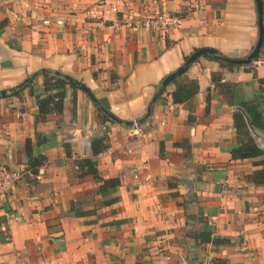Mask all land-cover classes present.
<instances>
[{"label":"crops","instance_id":"1","mask_svg":"<svg viewBox=\"0 0 264 264\" xmlns=\"http://www.w3.org/2000/svg\"><path fill=\"white\" fill-rule=\"evenodd\" d=\"M163 12L179 17L165 32L121 19ZM256 39L254 0H0V91L57 70L132 120L194 49L241 58ZM213 73L236 85L237 101L260 96L264 46L253 68L198 57L185 71L198 81L195 96L178 104L158 96L136 124L139 135L134 125L103 122L80 89L67 87L61 113L42 121L28 88L0 96V164L21 174L0 202V264H264V187L247 179L255 159L232 154L237 105L217 93ZM33 87L42 89V75ZM105 132L109 147L94 158L118 185L99 191L74 161L92 156L91 138ZM27 140L33 156L45 157L36 175ZM200 232L230 243L206 242Z\"/></svg>","mask_w":264,"mask_h":264},{"label":"trees","instance_id":"2","mask_svg":"<svg viewBox=\"0 0 264 264\" xmlns=\"http://www.w3.org/2000/svg\"><path fill=\"white\" fill-rule=\"evenodd\" d=\"M262 5L264 8V0H262ZM263 44L257 54L256 58L249 64L243 65L245 68H253L255 61H257L261 55ZM198 48L194 49L197 50ZM189 55H185L183 62L187 59ZM215 61L231 67V65L225 62H221L215 59L211 55H204ZM183 64V63H182ZM37 75L43 76V87L41 90H35L33 87V81ZM211 81L214 85L217 93L221 94L230 105H240L244 108L246 113L249 115L251 123L264 131V98L261 95V91L264 88V79H257V82L261 84L260 87V96H256L249 101H237L235 98L236 85L228 84L221 81L220 73H213L211 75ZM77 83L80 81L61 73L57 70H38L29 74L23 81L18 83L16 86L7 89V96L19 95L25 88H28L29 93L34 96L35 104L38 109V113L35 116L37 121H42L47 115L52 113H61L64 104V98L66 93V88L70 87L73 89H79ZM173 85L172 89H169V86ZM263 87V88H262ZM199 85L196 79L188 78L183 72L182 74L176 76L169 84H167L159 94V98L169 95L173 103H184L191 100L195 94L198 92ZM101 120L107 122L111 121L106 115L101 113L96 108ZM192 111L189 113L188 121L192 122ZM233 122L237 132L238 137V147L232 150L234 157L241 159L249 158L255 159L253 164L258 168L254 169L248 176L247 179L255 184L261 185L264 187V149L261 148L258 143L250 135L244 117L238 111L233 113ZM37 143L42 144V134L37 133ZM41 138V139H40ZM63 147L65 149L66 155L68 157L72 156L71 145L68 142H63ZM90 147L92 150V156L82 157L75 159L74 163L78 170L81 171L80 175H92L93 178L98 181L99 191H106L118 185V180L116 178H104L100 175L95 156L106 150L109 147V138L108 134L102 133L95 135L90 140ZM27 153L29 155V169L33 175L37 174V168L42 165L45 161V157L42 154L33 156L32 148L30 146V141L27 140ZM114 198H112L113 201ZM196 237H201L204 241H211L214 244H228L230 243L226 238H217L211 237L209 232H200L195 233Z\"/></svg>","mask_w":264,"mask_h":264},{"label":"water","instance_id":"3","mask_svg":"<svg viewBox=\"0 0 264 264\" xmlns=\"http://www.w3.org/2000/svg\"><path fill=\"white\" fill-rule=\"evenodd\" d=\"M255 3V9H256V15H257V39L255 41V44L252 48V50L244 57L241 58H233V57H228L217 50L213 48H199L189 54L187 59L181 64L177 69L174 71L170 72L167 74L158 87L156 88L153 96L148 102V105L146 107V111L143 114V116L132 119V120H123L115 116L112 112H110L99 100H97L91 91L85 86L83 83H77V86L80 90H82L91 100V102L95 105V107L104 115H106L111 121L121 124V125H126V126H133L136 124H139L143 122L149 115L152 109V106L154 102L156 101L157 97L159 96L160 92L162 89L169 84L176 76L182 74L187 70V68L200 56L203 55H211L215 59L225 62L231 65H236V66H243L251 63L259 53V50L263 44L264 41V26H263V5H262V0H254ZM8 90H2L0 91V96H5ZM233 109L235 111H238L241 113L244 117L247 129L250 133V135L253 137V139L258 143V145L264 149V131L255 127L250 120L249 115L246 113L243 107L237 105L234 106ZM188 264H203L202 261H194V262H188Z\"/></svg>","mask_w":264,"mask_h":264},{"label":"built area","instance_id":"4","mask_svg":"<svg viewBox=\"0 0 264 264\" xmlns=\"http://www.w3.org/2000/svg\"><path fill=\"white\" fill-rule=\"evenodd\" d=\"M112 10L115 12L118 11L116 6H112ZM121 19L133 30L146 28L157 32H165L170 27H175L179 23V17L168 12L150 16L144 15L141 18H134L132 15L125 14ZM56 22L58 24L62 23L61 20H57ZM261 95L264 98V88L261 91ZM132 134H140V129L136 125L133 127ZM20 177L21 174L19 171L9 169L8 167L0 164V202L5 199L8 190L20 179Z\"/></svg>","mask_w":264,"mask_h":264}]
</instances>
